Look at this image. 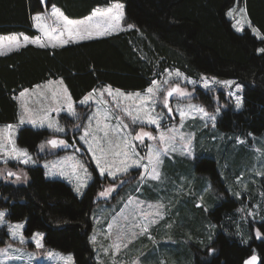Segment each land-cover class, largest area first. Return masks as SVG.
<instances>
[{
	"label": "rangeland",
	"instance_id": "374dc122",
	"mask_svg": "<svg viewBox=\"0 0 264 264\" xmlns=\"http://www.w3.org/2000/svg\"><path fill=\"white\" fill-rule=\"evenodd\" d=\"M117 4L122 8L117 9ZM242 4L237 0L231 7L230 17L235 19L233 28L237 32L252 28L257 37H262ZM53 8L59 9L69 20L83 21L84 26L92 29V39L133 28L121 1L99 5L83 17H71L62 7L53 4L33 14L35 35L23 31L0 33V55L28 44L58 47L85 41L78 38L75 30L69 36L67 28L52 15ZM36 16L40 19H34ZM90 16L92 20L89 21ZM97 25L100 30L109 25L115 30L98 35ZM25 36L28 41L24 40ZM36 40L39 43L33 42ZM61 40L68 43L61 44ZM205 78L208 87H204ZM153 81L158 83L136 90L103 84L75 101L62 77L51 78L15 94L18 120L0 124V145L3 146L0 149V179L3 182L28 183L27 166L40 163L46 178L64 180L80 197L93 180L89 164L95 165L102 178L108 177L97 193L93 226L88 233L96 264H193L190 243L206 247L218 230L232 233L245 243L254 236H262L256 223L264 222V132L244 135L217 127L222 112L219 88L224 87L235 108L240 109L244 84L235 78L208 74L194 77L175 66L166 67ZM150 86L154 94L146 98ZM176 87L187 95L174 93L168 97L167 93ZM198 88L212 93L213 109L196 98ZM117 89L124 95H119ZM21 92L25 94L21 96ZM89 93H93V98L81 104ZM237 96L242 97L240 106H237ZM69 102L74 115L68 110ZM201 107L207 116L197 110ZM45 116L47 119L41 124L39 121ZM149 117L158 119V126L149 123ZM56 126L64 131H57ZM26 128L47 131L46 138L34 145V151L19 141L21 131ZM144 133H150L151 138ZM138 135L140 139L136 138ZM26 138L33 139L30 135ZM50 140L65 143L53 146L48 143ZM13 147L18 151L26 150L29 162L24 163L22 156L17 158ZM156 152L160 153L159 162L154 165L150 159ZM201 156L216 159V169L225 182V191L219 189V180L218 183L213 181L207 171L195 170V160ZM101 168H104L103 173ZM227 194L235 198L236 207L223 220L215 221L209 211L217 202L225 200ZM0 211L5 213L4 222L0 223V249H7L0 254V264H78L69 249L48 246L45 231L35 230L28 235L24 232L25 221H11L7 217L8 209L3 206ZM18 223L24 225L23 242L11 235L10 226ZM37 232L43 234L42 247L33 239Z\"/></svg>",
	"mask_w": 264,
	"mask_h": 264
},
{
	"label": "trees",
	"instance_id": "16d2710c",
	"mask_svg": "<svg viewBox=\"0 0 264 264\" xmlns=\"http://www.w3.org/2000/svg\"><path fill=\"white\" fill-rule=\"evenodd\" d=\"M112 1L124 3L132 29L58 47L28 44L0 55V124L18 120L15 94L51 78L62 77L72 98L79 101L103 84L125 90L144 89L166 67L175 66L194 77L208 74L242 82L244 101L240 109L235 108L226 89L219 88L222 112L217 127L244 135L264 132V51H260L264 49V0H241L262 37H257L252 28L242 32L233 28L227 11L237 0H0V33L23 31L35 35L33 14L53 4L71 17H83ZM196 94L202 103L214 108L211 92L198 88ZM46 135V130L26 128L19 141L33 150ZM69 140L72 142L71 137ZM215 163L211 156L198 157L195 170L207 171L225 191ZM89 166L93 180L80 197L64 180L46 178L40 163L27 166L30 179L26 184L0 179V206L8 209L7 217L25 221L28 235L45 231V243L69 249L78 264H96L88 233L93 226L97 193L108 181L95 165ZM236 204L227 194L209 216L220 222ZM256 224L262 236H254L248 243L221 228L206 247L191 242L193 264H244L252 255H258L260 264H264V222Z\"/></svg>",
	"mask_w": 264,
	"mask_h": 264
},
{
	"label": "snow or ice",
	"instance_id": "6c2138e0",
	"mask_svg": "<svg viewBox=\"0 0 264 264\" xmlns=\"http://www.w3.org/2000/svg\"><path fill=\"white\" fill-rule=\"evenodd\" d=\"M116 8L117 9H120L122 8V5L120 4H117L116 5ZM52 15L54 17H57L61 23L64 25V27L67 28V31H68V34L69 36L71 37L72 34H73V31L75 30L76 32V35L78 36L79 39L81 40H89V39H92L93 37V31L91 28L87 27V26H84V22L83 21H80V22H75V21H72V20H69L67 17L63 16V13L60 12L59 9H56V8H53L52 10ZM229 16L232 15V12L229 11L228 13ZM34 19L36 20H39L40 17L39 16H36L34 17ZM89 21L92 20V17H88L87 18ZM116 19L118 20L119 19V16L116 17ZM81 27H82V30H81ZM111 30H115L113 26L109 25L107 26L104 30H100L99 29V25L96 26V31H97V34L98 35H105V34H108L109 31ZM256 31V30H254ZM45 34L47 35V32H45ZM61 35H63V32H61ZM28 37H24V40L25 41H28ZM34 43H39V40H36V41H33ZM61 44H66L68 43L67 40H61L60 41ZM17 47H19V44L16 45ZM41 46H44V45H41ZM56 45L54 44L53 47H55ZM260 51H264V49H261ZM177 75H179V73H177ZM62 83V81H61ZM158 82L157 81H153L152 82V85H156ZM227 84H230L232 82H225ZM209 84L205 78V84H204V87H208ZM239 87V86H237ZM27 91V90H25ZM65 92L67 91L66 89L64 90ZM96 90L94 89L93 92H95ZM109 91V94L111 95V89L109 88L108 89ZM117 93L121 96L124 95V93H121L118 89L116 90ZM146 92L149 94L148 97L146 98H150L151 95L154 94V88L152 86L148 87ZM178 94V95H181V96H184V95H187V93L183 92L179 87H176V88H173L171 91H169L167 93L168 97H171L173 94ZM25 93L24 92H21L20 95L23 96ZM101 95H103V92H101ZM136 95H139L138 93ZM93 98V93H89L87 96L84 97V99L80 102L81 104H86L88 103L89 100H91ZM69 101H70V97H69ZM236 102H237V106H240V104L242 103V97L240 96H237L236 97ZM167 100H165V105H167ZM68 110L71 114H75L74 113V110L72 109V105H71V102H69L68 104ZM199 112H202L205 116L208 115V113L201 107V108H198L197 109ZM169 111H171V109H169ZM181 116L184 115V112H181L180 113ZM129 115H131V113H129ZM47 119V117L45 116L44 118H42L39 122L41 124L44 123V121ZM211 119H215V117H211ZM21 122H23V120H21ZM31 123L33 124H36L37 121L36 120H31L30 121ZM149 123L151 124H156L158 126V119L156 118H152V117H149V120H148ZM53 124H49V127H52ZM11 127V126H9ZM107 127V126H105ZM126 127V126H125ZM56 130L57 131H64L63 128H60L58 126H56ZM105 135H107V133H105ZM143 135H147L151 138V134L150 133H144ZM85 136H87V133H85ZM85 136H82L81 139L82 140H85ZM137 139H140L141 137L138 135L136 137ZM161 139L163 140L164 139V136L163 134L161 135ZM87 142V141H85ZM48 143L52 144L53 146H56L57 144H64L65 142L64 141H57V140H50L48 141ZM2 145H0V149H2ZM89 150L91 151V146L89 147ZM12 152H15L17 153V158L19 157H24L23 159V162L24 163H28L29 160H30V157H28L27 155V152L26 150H23V151H18L15 147L12 148ZM101 152L103 154V149L101 148ZM126 155V154H125ZM159 155L160 153L159 152H156L150 159V162H152L154 165L156 163L159 162ZM97 162L99 163V158H97ZM134 163H138V162H134ZM101 173L104 172V168H101L100 169ZM124 171H127V168L124 169ZM153 171H155V167L153 168ZM113 175H115V173H112ZM9 175H14V173H9ZM106 193H101V195H105ZM4 216H5V213L3 211H0V223H3L4 222ZM24 225L22 223H18V224H15V225H11L10 228H11V235L13 236V238H19L21 242H23L24 240V237H23V234H22V229H23ZM33 239H35L36 243H37V246H40L42 247L43 245L41 244V240L43 239V234L42 233H34L33 234ZM7 252V249H0V254H4ZM70 259V258H69ZM246 264H257V257L256 256H252L247 262Z\"/></svg>",
	"mask_w": 264,
	"mask_h": 264
},
{
	"label": "crops",
	"instance_id": "0c3cea01",
	"mask_svg": "<svg viewBox=\"0 0 264 264\" xmlns=\"http://www.w3.org/2000/svg\"><path fill=\"white\" fill-rule=\"evenodd\" d=\"M242 7H245L243 4H242ZM246 9V8H245ZM229 11H231V8L227 11V16L230 18V19H232V21H233V25H234V21H235V19L233 18V17H230L229 15H228V13H229ZM250 19V21H251V18H249ZM252 22V21H251ZM254 26V25H253ZM254 27H256V26H254Z\"/></svg>",
	"mask_w": 264,
	"mask_h": 264
},
{
	"label": "water",
	"instance_id": "95a60500",
	"mask_svg": "<svg viewBox=\"0 0 264 264\" xmlns=\"http://www.w3.org/2000/svg\"><path fill=\"white\" fill-rule=\"evenodd\" d=\"M252 256H256V257H257V264H260V258H259V256H258V255H252ZM252 256H250L249 258H247L244 264H246V262H247Z\"/></svg>",
	"mask_w": 264,
	"mask_h": 264
}]
</instances>
